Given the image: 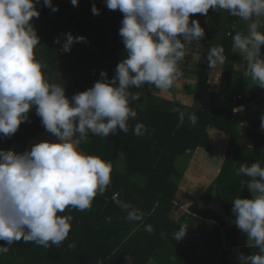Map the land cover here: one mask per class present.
Instances as JSON below:
<instances>
[{
	"label": "clouds",
	"instance_id": "1",
	"mask_svg": "<svg viewBox=\"0 0 264 264\" xmlns=\"http://www.w3.org/2000/svg\"><path fill=\"white\" fill-rule=\"evenodd\" d=\"M78 6L79 0H70ZM39 0H0V135L13 136L29 113L35 109L44 129L55 141H41L30 150L16 152L0 149V254L15 242H34L43 247L59 245L69 237L71 215H60L66 209L85 211L92 207L98 194L111 182L112 164L99 156L80 150L89 133L108 137L117 129L128 132V121L137 116L129 99L139 95L129 89L145 84L167 91L181 78L180 62L185 59L186 45L205 37V29L195 14L207 16L209 10H224L248 22L246 33L232 36L233 48L246 62L245 75L264 89V0H104L109 10L123 13L119 35L126 56L117 64L114 77L100 73L93 87L69 99L64 86L49 83L44 65L36 58L40 44L33 18L40 12ZM53 12L59 10L52 0H43ZM91 12L99 15L93 4ZM229 35H232L229 33ZM64 52L83 36L65 34ZM54 43H61L56 38ZM212 70L225 60L223 46L212 47L207 55ZM243 106L233 111H242ZM174 112L179 111L173 109ZM180 122L184 113L179 112ZM192 125L198 117L189 114ZM264 130V114L260 116ZM147 131L142 123L133 129L136 136ZM236 175L248 177L251 198L232 201L235 226L247 235L258 253L238 256L239 264H264V167L258 162L241 163ZM129 221H142L144 213L128 203H121ZM151 233L153 228L146 225ZM187 226L173 234L174 240L186 235ZM248 246H250L248 244ZM151 264V262H150Z\"/></svg>",
	"mask_w": 264,
	"mask_h": 264
},
{
	"label": "trees",
	"instance_id": "2",
	"mask_svg": "<svg viewBox=\"0 0 264 264\" xmlns=\"http://www.w3.org/2000/svg\"><path fill=\"white\" fill-rule=\"evenodd\" d=\"M79 1L83 3L80 9L70 0L52 1L59 8L56 12L40 1L36 5L40 16L31 21L40 37L34 51L44 65L45 77L49 83L64 86L69 99L93 87L101 79L102 71L111 80L117 64L126 56L119 35L123 13L109 10L104 0ZM93 4L100 10L99 15L91 12ZM225 23L226 31L232 35L222 44L230 45L234 31L229 17ZM69 32L86 40L74 43L70 52H64L62 44ZM56 38H60L61 43H54ZM225 53L227 61L222 69L221 86L212 94L208 110L189 113L175 99L147 94L143 97V106L129 99V106L137 116L129 119L127 133L119 129L108 137L89 133L88 142L81 143L79 148L112 164L111 182L106 191L96 196L88 210L69 208L60 213L73 217L69 237L61 246L15 242L7 253L0 254V264H146L150 258L159 264H229L230 250L238 244V228L234 222L228 224L222 215L213 209H200L197 203L189 206L190 212L213 219L223 228V246L216 245L208 255L200 249L206 235L203 227L185 216L176 221L168 217L177 181L186 168V152L191 153L197 147L211 149L208 127L227 133L229 142L220 173L202 197L207 199L212 190L217 191L223 213L233 221L232 201L237 197L251 198L246 188L249 178L236 175L241 163L258 162L264 167V135L259 131L261 95L251 97L250 90L228 94L226 86L232 59L229 52L225 50ZM205 80L200 71L197 87H202ZM136 89L132 87L129 92L135 93ZM240 106H243L242 111H233ZM179 112L184 113L183 123ZM189 114L198 117L195 125L189 122ZM137 123L147 129L142 136L133 133ZM43 131L33 108L29 120L23 122L13 136L0 135V149L23 152L28 142ZM122 202L140 209L144 213L143 220H127V212L120 206ZM181 224L187 226L186 235L174 240L173 234L180 230ZM146 225L152 226L151 233L145 230ZM66 242L73 243V247L65 249ZM4 244L0 241V245ZM219 248L222 251L217 258ZM258 251L254 245L246 247V255Z\"/></svg>",
	"mask_w": 264,
	"mask_h": 264
},
{
	"label": "crops",
	"instance_id": "3",
	"mask_svg": "<svg viewBox=\"0 0 264 264\" xmlns=\"http://www.w3.org/2000/svg\"><path fill=\"white\" fill-rule=\"evenodd\" d=\"M43 1V0H39ZM66 1V0H52ZM83 3L79 1L78 7L81 8ZM229 17L231 20L230 26L234 31L246 33L247 23L238 17L230 15L224 10H209L207 16L195 14L192 19H198L201 26L205 29V37L199 42H193L186 45L185 59L180 62L179 68L182 72L181 78L167 91L149 87L145 84L143 88L136 89L135 94L139 95L137 100L139 105L143 106L144 95L162 96L164 98L175 99L182 103L187 112L191 113L195 110H208L211 105V97L213 93L219 91L222 80V69L227 61V55L230 53L232 59V71L229 77L226 91L228 94H242L247 90H251L256 86V83L251 80L250 76L245 75L246 62L242 60V56L237 49L233 48V43L223 45L222 43L229 36V31H226L225 20ZM226 24V25H225ZM264 32V26L260 28ZM208 37L207 42L205 39ZM215 46H223L225 60L223 64H218L214 69H210L206 55L208 51ZM262 56H264V46L261 48ZM202 71L206 77L202 87H197L199 72ZM264 114V95L261 98L260 116ZM211 149L205 150L202 147L195 148L191 153L186 152L187 163L183 175L177 181V190L173 198V204L168 213L171 220H178L181 216L191 219L195 225H199L205 229L206 235L200 245L203 253L211 255L215 246H223L224 233L223 228L218 225L213 219L203 218L189 211V206L192 203H197L200 209H213L215 212L223 216V219L230 224L233 219L226 216L220 206L218 193L212 190L208 198L202 197V193L215 181L219 175L223 161L227 153L229 135L221 130L213 127H208ZM259 131L264 135V130ZM55 141L46 130L34 136L26 145L25 150H30L31 146L41 141ZM238 244L231 248L229 253V264H239L238 256L240 253L246 255V247L254 245L252 241H248L247 235L238 229L237 232ZM70 244V242H69ZM71 243V247H73ZM222 249L219 248L217 258ZM159 264L154 259L150 258L146 264ZM130 263V262H128ZM216 264V263H215Z\"/></svg>",
	"mask_w": 264,
	"mask_h": 264
},
{
	"label": "water",
	"instance_id": "4",
	"mask_svg": "<svg viewBox=\"0 0 264 264\" xmlns=\"http://www.w3.org/2000/svg\"><path fill=\"white\" fill-rule=\"evenodd\" d=\"M262 93H264V89L260 88L258 85H256L255 87H253L250 91H249V96L251 97H256L261 95Z\"/></svg>",
	"mask_w": 264,
	"mask_h": 264
},
{
	"label": "rangeland",
	"instance_id": "5",
	"mask_svg": "<svg viewBox=\"0 0 264 264\" xmlns=\"http://www.w3.org/2000/svg\"><path fill=\"white\" fill-rule=\"evenodd\" d=\"M263 95H264V93L261 94V98H263ZM31 147H32V146H31ZM54 246H55V247L61 246V243H60L59 245H55V244H54ZM63 246L65 247V249H66V248H67V249H68V248L70 249V247H71V243L69 244V242H66Z\"/></svg>",
	"mask_w": 264,
	"mask_h": 264
}]
</instances>
